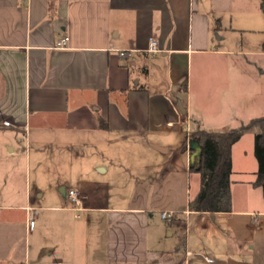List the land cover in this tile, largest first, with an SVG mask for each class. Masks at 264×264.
<instances>
[{
  "label": "crops",
  "instance_id": "crops-1",
  "mask_svg": "<svg viewBox=\"0 0 264 264\" xmlns=\"http://www.w3.org/2000/svg\"><path fill=\"white\" fill-rule=\"evenodd\" d=\"M263 5L0 0V264H264L255 130L232 147L231 211L212 214L189 209L185 129L264 117Z\"/></svg>",
  "mask_w": 264,
  "mask_h": 264
},
{
  "label": "trees",
  "instance_id": "trees-1",
  "mask_svg": "<svg viewBox=\"0 0 264 264\" xmlns=\"http://www.w3.org/2000/svg\"><path fill=\"white\" fill-rule=\"evenodd\" d=\"M102 127H107L100 119ZM255 130V156L258 161L255 185L264 192V117L228 131H207L200 127L190 133V139L201 148L198 163L191 171L200 177V188L189 201V209L197 213H224L232 208L231 175L232 147L248 131Z\"/></svg>",
  "mask_w": 264,
  "mask_h": 264
},
{
  "label": "built area",
  "instance_id": "built-area-1",
  "mask_svg": "<svg viewBox=\"0 0 264 264\" xmlns=\"http://www.w3.org/2000/svg\"><path fill=\"white\" fill-rule=\"evenodd\" d=\"M67 40V38L65 40H63L61 42V45L65 44V41ZM132 51H122L120 52L122 56L125 55H130ZM148 52L150 53H157L159 52L158 48H157V43L156 41H154L153 39L150 40V45H149V50ZM185 129L187 131L188 137L190 138V133L192 131L191 127H190V123L186 122L185 125ZM189 142H187L186 144V148L188 151H190L189 149ZM67 197L70 199V201L73 203V210L76 212H80L83 210V201H82V192L80 189L78 188H71L67 191ZM172 212H162L161 216L163 219H170L172 217ZM252 221L254 224H257L259 219H258V215L253 214L252 215Z\"/></svg>",
  "mask_w": 264,
  "mask_h": 264
},
{
  "label": "rangeland",
  "instance_id": "rangeland-1",
  "mask_svg": "<svg viewBox=\"0 0 264 264\" xmlns=\"http://www.w3.org/2000/svg\"><path fill=\"white\" fill-rule=\"evenodd\" d=\"M263 7H264V5H263ZM245 38H247V37H245ZM197 181H198L197 175H193V177H192V188H193V190L197 187ZM219 220H223L224 222H226L227 219L225 217H223V218L219 217L217 219V221H219ZM212 223H213L212 217H193L191 227H195V224H197V225L202 226L204 228L206 227V228L210 229L212 226L211 225Z\"/></svg>",
  "mask_w": 264,
  "mask_h": 264
},
{
  "label": "water",
  "instance_id": "water-1",
  "mask_svg": "<svg viewBox=\"0 0 264 264\" xmlns=\"http://www.w3.org/2000/svg\"><path fill=\"white\" fill-rule=\"evenodd\" d=\"M178 105H179V108H180L181 112L185 113L186 110L183 108L182 103L179 102ZM189 149L192 152H196V155L198 156V161H199L200 160V156H201V151H202V148H201L200 144L197 141H195L193 139H190Z\"/></svg>",
  "mask_w": 264,
  "mask_h": 264
}]
</instances>
